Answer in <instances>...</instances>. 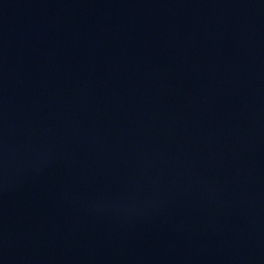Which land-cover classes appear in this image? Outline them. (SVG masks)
<instances>
[{
    "label": "water",
    "instance_id": "95a60500",
    "mask_svg": "<svg viewBox=\"0 0 264 264\" xmlns=\"http://www.w3.org/2000/svg\"><path fill=\"white\" fill-rule=\"evenodd\" d=\"M0 264H264V0H0Z\"/></svg>",
    "mask_w": 264,
    "mask_h": 264
}]
</instances>
